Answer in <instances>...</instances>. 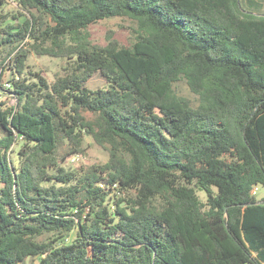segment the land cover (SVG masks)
<instances>
[{"label":"trees","instance_id":"1","mask_svg":"<svg viewBox=\"0 0 264 264\" xmlns=\"http://www.w3.org/2000/svg\"><path fill=\"white\" fill-rule=\"evenodd\" d=\"M4 3L15 103L0 102V264H264L261 2ZM110 18L134 24L129 46L91 42ZM30 53L67 64L48 82ZM95 73L107 87L86 86ZM86 136L106 162L63 167Z\"/></svg>","mask_w":264,"mask_h":264},{"label":"rangeland","instance_id":"2","mask_svg":"<svg viewBox=\"0 0 264 264\" xmlns=\"http://www.w3.org/2000/svg\"><path fill=\"white\" fill-rule=\"evenodd\" d=\"M3 11L5 13L15 15L18 11L16 0H4ZM262 4V11L264 12V0H257ZM23 20V18H20ZM134 28V24L125 18H110L99 21L98 23L91 25L88 28L90 34V40L92 43L97 45H104L106 43V36L108 32L113 33V37L123 46H129L133 41V35L131 30ZM67 64L65 58H55L48 57L43 55H36L30 53L26 61L27 70L31 72H39L43 77H45L48 82H52L56 75L63 72L64 67ZM0 76V94L4 96L0 102H3L6 105H13L15 100L11 96L3 91L7 88L9 81L12 78V71L8 69L7 65H4V69H1ZM86 86L91 89H99L107 87L105 79L99 74L95 73L86 83ZM173 89L175 93L179 96L190 99L192 102H195L196 96H194L185 85L183 81L177 82L174 84ZM83 147L85 149L82 154L68 153L64 154L63 157H60V164L65 168H74L79 165H91L94 163H104L108 158L107 150L98 146L93 140L86 136L83 140ZM18 149V146H14L13 152ZM65 153V149L62 151ZM11 154V158H15V154ZM199 197L204 200V193L198 192ZM255 197L258 200L264 199V189L258 188L255 190ZM126 194H121V197H125ZM75 237V232L69 236V241ZM29 263V260H26V264Z\"/></svg>","mask_w":264,"mask_h":264},{"label":"built area","instance_id":"3","mask_svg":"<svg viewBox=\"0 0 264 264\" xmlns=\"http://www.w3.org/2000/svg\"><path fill=\"white\" fill-rule=\"evenodd\" d=\"M10 89V85L8 84L7 85V88H5L3 91L7 94V96H11L9 93H8V90ZM6 90V91H5ZM12 97V96H11ZM4 98V96H2L0 94V100H2ZM13 98V97H12Z\"/></svg>","mask_w":264,"mask_h":264}]
</instances>
